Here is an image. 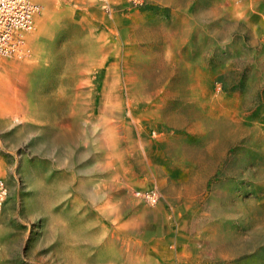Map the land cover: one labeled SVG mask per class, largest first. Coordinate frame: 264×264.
Listing matches in <instances>:
<instances>
[{"label":"rangeland","instance_id":"rangeland-1","mask_svg":"<svg viewBox=\"0 0 264 264\" xmlns=\"http://www.w3.org/2000/svg\"><path fill=\"white\" fill-rule=\"evenodd\" d=\"M30 1L0 264H264V0Z\"/></svg>","mask_w":264,"mask_h":264},{"label":"built area","instance_id":"built-area-1","mask_svg":"<svg viewBox=\"0 0 264 264\" xmlns=\"http://www.w3.org/2000/svg\"><path fill=\"white\" fill-rule=\"evenodd\" d=\"M134 4H143L144 0H130ZM30 0H0V55L11 54L16 52L14 40L17 32L26 29L28 26V16L32 9H25L19 17L22 8H31ZM33 5V4H32ZM35 6V5H33ZM20 41V39H19ZM17 46V43H16ZM7 191L3 182L0 180V203ZM148 201L155 203L158 200L157 192L154 190L147 191L143 194Z\"/></svg>","mask_w":264,"mask_h":264},{"label":"bare ground","instance_id":"bare-ground-1","mask_svg":"<svg viewBox=\"0 0 264 264\" xmlns=\"http://www.w3.org/2000/svg\"><path fill=\"white\" fill-rule=\"evenodd\" d=\"M102 1L105 3L106 0H102ZM31 3L33 5H35V6H33ZM31 3H30L31 4V8H27V7L22 8L21 9V13L19 15V17H20L23 14L25 9H32L33 10L32 12L28 13L29 14V16H28V26L26 27V29H21L18 32H17V30H18L17 29L16 32H15V33H17V37H16V40H14V44H15L14 48H15L17 54L21 53L23 51V49L25 47L24 42H23L24 35L32 32L34 30L35 25H36V18H37L38 14H39V11H40V8H39L38 5L34 4L32 1H31ZM19 39H20V41H19ZM16 43H17V46H16Z\"/></svg>","mask_w":264,"mask_h":264}]
</instances>
